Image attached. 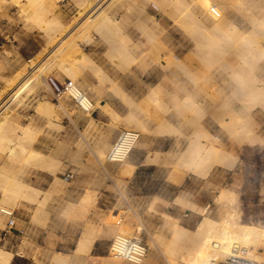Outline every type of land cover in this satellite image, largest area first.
<instances>
[{"label": "crops", "instance_id": "crops-1", "mask_svg": "<svg viewBox=\"0 0 264 264\" xmlns=\"http://www.w3.org/2000/svg\"><path fill=\"white\" fill-rule=\"evenodd\" d=\"M244 1V10H250L257 19L250 17L252 13L241 7L237 8L244 15L237 13L236 7H229L223 13L224 25L228 24L222 28L214 26L199 9L195 10L199 14L194 11L196 24L193 19L190 24L197 27L199 22L204 23L198 25V28L206 26L205 29L200 27L207 33L203 32L204 39L197 33L200 28H186L188 22H176L169 13L166 15V11H161L149 0H112L104 13L98 16L102 21L94 22L93 19L86 23L77 33L76 42L70 45L77 51L71 61L76 71V80L72 83L81 91L85 88L88 93L83 92L91 95L88 96L95 109L93 114L81 108H65L66 113L60 123L46 114L48 120L45 119V123L36 124L32 117L24 123L26 120L18 112V107L27 97L35 95L25 91L22 81L12 86L10 80L15 76L3 78L0 116L10 115L5 134L16 140L26 127H40L43 133L36 140L34 149L24 155L28 160L22 161L21 155L10 156V150H0V264H102L105 258H117L115 253L108 256L113 238L137 235L144 230L141 221L134 222L129 215L119 217L121 209H125L120 206V198L138 216L137 219L149 220L147 214L152 206L165 213H176L175 200L178 203L179 200H187L202 212L200 204L180 195L184 184H189L191 191L197 187V181L189 176L181 182L175 176L179 168L185 174H194V170L199 172L197 164H192L191 160L207 157L205 151L199 156L193 151L190 137L192 122L194 125L200 120L209 133L208 141L229 142V135L218 127L225 128L224 122L228 124L230 109L239 112L249 103L252 110L255 104L246 100L252 91L249 87L254 85L245 77L255 71L259 73H256L257 79L264 78V71L260 72L261 68L264 70L261 67L264 66L261 61L264 54L260 53V49L264 51V19H261L263 23L260 21L264 15V7L261 6L264 0H247L249 5ZM149 4L157 7L156 14L150 13ZM79 11L78 7L75 15L78 16ZM87 16L88 13L83 15L78 23ZM197 19L201 20L198 22ZM70 20L65 18L67 22ZM261 23L263 26L260 28ZM252 28L261 30L256 33ZM234 31L237 34H231ZM258 33L262 40H258ZM95 36L110 47L104 50L101 44L87 52L83 45L94 42ZM242 36L252 41L256 38L254 42L259 45ZM245 40L247 44L255 45L248 44L255 49L253 52L243 43ZM70 47L66 50L69 51ZM154 48L164 58L167 57L164 54L166 49L174 52L178 67L175 65L172 70H162L150 55ZM50 53L41 59V63ZM50 63L51 60L46 62L47 65ZM250 64L253 69L248 67ZM253 74L251 79H255ZM243 78L245 84L251 86L245 85ZM60 79L70 80V77L64 74ZM158 88L163 91H158ZM21 90L24 94L12 102L16 96L11 97ZM65 97L72 99L69 92ZM14 103L17 106H13ZM199 110L205 112L197 118ZM43 124L47 126L44 130ZM53 126L62 128L57 131ZM123 129L139 132V142L124 162L110 161V146ZM37 153L41 155L40 159ZM49 157L59 158L64 166L63 172L59 173L62 181L53 187V175L46 170ZM69 172L74 173V178L65 177ZM26 184L36 190L32 201L20 198ZM17 200L20 204L15 207ZM6 208L10 211L8 214ZM11 216L12 228L8 224L10 220H7ZM151 216L155 220L159 218L154 212ZM104 217L109 218V223H103ZM187 223L191 225L194 220L190 218ZM7 255L8 261L5 260Z\"/></svg>", "mask_w": 264, "mask_h": 264}, {"label": "bare ground", "instance_id": "bare-ground-1", "mask_svg": "<svg viewBox=\"0 0 264 264\" xmlns=\"http://www.w3.org/2000/svg\"><path fill=\"white\" fill-rule=\"evenodd\" d=\"M75 1L77 3L78 7L80 8V11L78 13V16L74 15L73 18H71V20L69 22H67V21H65L63 13L59 9L60 0H0V10L5 8L6 6H17L19 8L20 12L23 15L24 14L26 15L29 23L33 24L35 27H38L39 29H42V31H44V33L47 36V38H46L47 39V43H46L47 46H45V49H43V51L38 56H36L35 59L30 60L29 63H26V64L24 63L22 65V68H20L21 69L20 72H18V74L15 75L13 80H10V83L13 86V85H15V83L22 81V87L25 86V91H27L28 93H31L35 96L41 97V99H39V101H38V109L41 112H43L44 114L48 115L49 118H56L58 120H59L60 116H58L57 111L55 109V108H57V106L54 107L53 103H51L48 99H46V97H43L42 92H43V90L45 91V89L46 90L51 89V86L49 85L48 79L52 75H54L60 79V75L65 74V75L70 77L71 81L74 82L76 80V77H75L76 71L73 69V67L71 65V61H73L74 56H75L73 54L76 53L77 51L74 49L72 50L71 47H73V45L71 47H70V45L76 42L77 33L84 27V25L86 23H88L89 21H91L93 19H94V22L102 21V20H100V18H98V16L100 14L104 13L106 7L110 4V2L112 0H75ZM219 1H221V2H219ZM252 1H249V2H252ZM149 2L154 3L156 6L159 7V9L161 11H166L167 12V13L165 12L166 15H168V13H169V16L172 17L176 22L182 21V20L184 21V24H185V22H188L185 25L186 28H187V26L188 27L192 26V24H190V23H193L195 18H197V17H195V12L197 11V9L202 11L205 18L206 19L208 18L210 22H213L215 24L214 26L222 28L223 25L225 24L224 23L225 22L224 21L225 14L223 15L224 11L227 12L229 10L228 9L229 7H231L230 9H232V7L234 6V8L236 7L235 10L238 13L239 10L237 7H239V8L241 7L244 10L243 6H245L244 0H225L224 3H223V0H149ZM247 3H248V1H247ZM249 4L250 3H248L247 5H249ZM262 5L264 7V4L261 3V6ZM259 7H260V5L258 6V8ZM242 9H241L242 12H244L246 10L245 9L243 11ZM200 11H198V12H200ZM247 11H249V13H252V12H250V10H246L245 12H247ZM87 13L89 14V16H87V18H85L83 21L80 20L82 22L78 23L79 19L83 15H86ZM196 14H197V12H196ZM197 15H199V14H197ZM241 15H244V14L242 13ZM258 15H260V14L258 13ZM247 16H248V20H249V15L246 14V17ZM252 16H254V13H252V15L250 17H252ZM263 16L264 15H262V18H260V21H261V19H264ZM193 17H195V18L193 19ZM242 17H244V16H242ZM254 17H256V16H254ZM202 18L204 19V17H202ZM189 19H191L190 21H192V19H193V21L190 22ZM256 19H257V17H256ZM200 20L197 19L198 22ZM201 22H199V24ZM178 23H180V22H178ZM229 23L231 24V22H229ZM253 23H254V20H253ZM257 23H258V21H257ZM262 23L259 25L260 28H261V26H263ZM194 24H196V20H195ZM194 24L192 27L195 29L196 26L194 27ZM199 24H197L196 28H198ZM201 24L204 25V23H201ZM205 24H206V22H205ZM227 24H228V22H227ZM227 24H226V26H227ZM203 25H200V27L201 26L204 27ZM231 26L232 25H230V27ZM253 26H254V24H253ZM205 27L203 29H205ZM255 27H256V25H255ZM259 27L257 25V28H259ZM257 28H256V31H254V29H255L254 28L253 32L257 33L258 31L261 30V29L259 30ZM200 29L201 30H199V32L197 31V33L199 35L200 34L203 35V32H205V31H202L203 30L202 28H200ZM226 29H225V32H226ZM188 30H189V28L187 29V31ZM212 30H214V28ZM217 30H218V28H217ZM191 31H193V30H191ZM191 31L189 33H191ZM262 32L263 31H261V33ZM210 33H212V32H210ZM218 33H221V32H218ZM235 33H236V31H234V33H231V34H235ZM213 34L214 33H212V35ZM245 34L247 36V33H245ZM249 34H251V33H249ZM254 35L252 34V37H254ZM256 35H255V37H257ZM195 36H196V34H195ZM201 36H199V37H201ZM203 36L202 37L205 39V34ZM213 36L215 37V35H213ZM218 36H220V35H218ZM230 36H233V35H230ZM246 36L245 37L242 36L241 38H247L248 36L247 37ZM258 36H259V38L258 37L257 38L259 40L261 37L260 33H258ZM210 37L211 36H209V38ZM227 37H228V34H227ZM237 37H238V35H237ZM252 37H250V38H252ZM193 38H195V37H193ZM232 38H231V40H232ZM196 39H197V37H196ZM246 40L252 41V39H248V38ZM255 40H256V38H255ZM260 40H262V39H260ZM254 41H252V42H254ZM261 42H263V41H261ZM254 43L257 44V42H254ZM248 44H249V42H248ZM248 44H247V46H249V45L251 46L253 43L249 44V45ZM253 45H252V47H255V45L254 46ZM257 45H259V44H257ZM260 46H263V45L260 44ZM68 47H70L69 51L66 50ZM252 47H250V48H252ZM258 48L259 47H256V49H258ZM262 48H264V47H262ZM155 49L156 48H154V50ZM253 49L254 48L251 49L252 50L251 52H253L255 50V49L254 50ZM258 50H257V52H258ZM51 51H52V54L50 53ZM261 52L264 54V51L262 49H260V53ZM49 53L51 55L49 57H47V60H45L41 63V59L43 57H45L46 55H48ZM164 54L167 56L166 58H164L162 54L158 55L156 53V50L153 51V53L152 52L150 53V55L153 56V59L152 58L151 59L154 60L155 63L159 64L162 67V70L163 69L166 70V69H170V68H171L170 70H172L173 69L172 67L175 65L178 67V65L176 63V59H175L176 55L174 54V52H171L168 49H166V51H164ZM256 58H258V57H256ZM0 59H2V58H0ZM48 60H51V63L49 65L46 64V62ZM261 61H262V63H264V60H261ZM6 65L4 64L3 60L2 61L0 60V69L6 67ZM250 66H251V64L248 67H250ZM244 67H245V65H244ZM261 67H264V66H261ZM257 68H260V67H257ZM251 69H253L252 66H251ZM244 70H245V72L247 71L246 69H244ZM262 71H264V70H262V68H261L260 72H262ZM245 72H243V73H245ZM253 73L250 72V75L253 74V77L256 76V73L259 74L258 72L255 73V71H253ZM237 75H238V73H237ZM245 75H246V73H245ZM247 75L249 77L248 76L245 77L246 81L248 83L250 82L251 84L254 85V87H252V88L249 87L250 90H252L251 92L249 90V92H250L249 94L251 95L250 99H252V100L257 99L258 101H260L264 105V78L262 77L260 79L259 78L257 79V77H255V79H253V78L251 79L249 73ZM248 78H250V79H248ZM243 82H244V78H243ZM244 84H245V82H244ZM251 84H247V86H249V85L251 86ZM255 84H256V86H255ZM245 88H247V87L245 86ZM155 89H156V87H155ZM160 90L161 89L158 88V91H160ZM79 91L80 90L73 85V88H71L69 91L71 98H73V95L77 96ZM161 91H163V90H161ZM154 92H155V90H154ZM160 92H159V94H160ZM47 93H48V91H47ZM84 96H85V98H84L83 104H84V107L86 108V113H92L93 114L95 109L93 107V103L91 101V98L86 93H84ZM1 97H2V95L0 94V100H1ZM167 98H168V96H167ZM243 101L244 100H242V103L245 104L244 103L245 101L244 102ZM168 102H170V101H168ZM229 107H230V104H229ZM245 108L246 109H244L242 107V111L240 109L239 112L233 110V108L230 109V111H231L230 115L232 116V119H235V122H237L238 124L243 123V121L245 119H250V118L254 119L253 115L251 114L250 109L248 107H245ZM203 111L199 110V112L197 114V118L199 117V114L202 113ZM71 114H72V112H71ZM9 117H10V115H8V114L5 117L0 116V150H10V153H11L10 156L21 155L22 161L28 160V158H24V155H28L29 154L28 152L32 151L34 149L35 141H36L37 137L41 134L42 131H41V129H39L37 127H29V128L26 127L23 130L22 135L17 137L16 140H13L5 134V133H7V128H8L7 123L9 121L8 120ZM194 123H195V121H194ZM191 126H192V132H191L190 137L193 140L192 144H193V149L195 150V152H201L203 150L210 148V150L212 151V153L214 155L222 157L221 160H223L225 162L227 161L230 163L235 162V160L237 159V156L234 155L231 150L230 151L226 150L225 147L219 149L218 147H214V146L209 145V143H208L209 133L206 130V128H204L203 125H201L200 120H197V122L194 125L192 122ZM231 126H232V124L229 121L227 124V127H231ZM126 131L129 132L130 137L128 140H126L124 143L121 144L120 148L116 151V155L114 158V159H117L118 160L117 162H119V163L124 162L123 160L128 157L130 151L139 142V138H140L139 132H136L133 130H126ZM235 138H237V137L235 136ZM246 139H248V141ZM245 140L247 142H251V143L252 142L255 143L257 141L260 142L259 141L260 140L259 135H257L253 130H247V132L245 133V136L241 138L240 144L242 145L243 142H246ZM262 142H263V140H262ZM112 148H113V146H112ZM99 154L101 156L103 155L102 152H99ZM40 156L41 155L39 153H37L38 159H40ZM108 157H109V154H108ZM9 160H11L10 157H9ZM47 163L49 166L46 167V170L49 171L53 175V178H54V182L52 183V187H53L55 184H59L60 181H62V179H60V177H59V173L63 172L64 166L62 164V161L59 158L55 159V157H49ZM231 167L232 166H230V168ZM194 172H195V170H194ZM206 173L207 172H205L204 175H207ZM197 174H199V173H197ZM186 175H187V173L185 174V172H183V170H177V174L175 176H176V179L178 181L183 182L185 177H187ZM116 179H118V178H116ZM117 184H118V182H117ZM35 191L36 190L33 189V187H31L30 184H26L23 186V189L21 192L22 194H20V195H22V197L20 196V198H24L28 201H32V199L34 198ZM18 202L19 201L17 200L15 207H17L18 204H20ZM214 204L217 207L218 219L213 220L212 218H210L208 216L210 214V212L208 211L209 206H207V208H205V207H201L199 205L200 208L202 209V213L204 214V219L202 222L199 223L198 227L194 230H190V229H187V228L181 226L179 219L173 220V218L171 216H168L165 214V224H166V226H169L172 229L173 238H174V241L170 242L169 244H166L164 242L165 240H162L163 241L162 246H164L162 254L165 257L168 264H221V263H224L227 261L228 256L233 253V249L235 247L240 249L241 254L245 255L247 258L254 260V261H257L260 264H264V226H262V225H251V224H246V223L242 222V213H241L242 211H241V208L239 207L237 193H235L231 190L225 189V190L221 191L220 195L214 201ZM6 209H7L6 214H8V212H10V211H8V208H6ZM12 216L9 217V220L12 218ZM104 218L105 219L102 218L103 223H105V224L109 223V218L108 217H104ZM82 242H84V241H82ZM82 245L84 246V243ZM82 245L80 247L83 249L84 247ZM85 249H86V247H85ZM111 250H112L111 253L114 254V247H111ZM84 251H86V250H84ZM8 259H9V255H7L5 257L6 261H8ZM119 259L120 258H118V257L117 258L108 257V258H105V261L102 264H116V263H119ZM144 261L145 260H143L140 264H143ZM150 263H152V262H150V258L147 257L145 264H150Z\"/></svg>", "mask_w": 264, "mask_h": 264}, {"label": "rangeland", "instance_id": "rangeland-1", "mask_svg": "<svg viewBox=\"0 0 264 264\" xmlns=\"http://www.w3.org/2000/svg\"><path fill=\"white\" fill-rule=\"evenodd\" d=\"M59 4V9L66 19L70 20L78 11V5L75 0H60ZM148 8L150 13L156 14L158 11L153 4H149ZM136 32L140 31L137 30ZM96 37L99 38L95 36L94 42L84 43L83 48L87 52L96 49L101 44H103L102 47L104 50H106L108 46L110 47L106 41L97 39ZM46 38L47 36L44 31L29 23L26 15H23L17 6H6L0 10V58H2L0 60H3L5 65L8 63V66L6 65V67L0 69V86L4 81L3 78L10 79L17 75L24 63H29L30 60L35 59V57L45 49V46H47ZM53 77L57 78L54 75ZM57 79L61 82L65 81V79ZM82 91H85V88H82ZM16 94L17 93L11 97L12 99L16 96L12 102L18 98L20 94H24V92L21 90L17 95ZM88 95L91 97L90 94ZM42 96L53 103L54 107L57 106L55 109L60 117L59 120L56 118L53 119L59 123L66 113L65 108L72 110L80 109L70 98L64 96L62 99L58 100L52 89L43 90ZM248 96L246 100L255 103L252 110H250L254 119H245L243 123L238 124L235 122V119H232V116H230L229 121L232 124L231 127H227L225 122L222 124L225 128H221V126L218 127L222 132L229 135V142L225 143L216 139L215 141H208L210 146L218 147L219 149L225 147L226 150H231L233 154L237 156L235 162L230 163L221 160L222 157L214 155L210 148L201 152H195L193 149L197 156L205 151L207 157L204 159L197 157L191 160L192 164H197L199 172H194V174L191 175L187 174V177L191 176L192 179H195L197 181V187L195 189L192 188L190 191L188 188L189 184H184L180 195L188 197L190 200L200 204L201 207L207 208V206L211 205L208 210L210 214L208 213L209 215H207L213 220H216L218 216L214 201L220 195L221 191L225 189L231 190L238 195V203L242 211V222L264 226V105L257 99H250V94ZM39 99H41L40 96H29L24 100V103L21 102V106L18 107V112L24 116L23 119L26 120L24 123L29 122L30 117L34 119L36 124L45 123V119L48 120V117L38 109ZM61 102L63 103L62 106ZM13 106H17L16 103H14ZM250 106L249 103H246V107L250 109ZM41 127H43L44 130L47 126L43 124ZM53 127L50 128L57 131H60L62 128L61 126L60 128L56 126ZM247 130H253L259 135L260 142L251 143L247 142L248 139H246L247 141L245 140L246 142H243L241 145V138L245 136ZM235 136L238 139L235 138ZM110 147H112V145ZM230 166L233 168H230ZM178 170L183 169L179 168ZM204 171L207 172V175H204ZM120 206L121 208H125L121 209V213H123L124 216L129 215L133 218L134 222H142L144 226L142 238L147 245V257L150 258V262H152L150 264H168L162 254L164 247L162 246V240H165L164 242L169 244L174 241V238L172 229L164 223L165 214L178 217L181 225L190 230L196 229L199 223L204 219V214L199 211V208H194L193 204L189 203L187 200H179V203L175 200L173 206L176 213H165L152 206L147 214L150 218L149 220H145L143 217L137 219L138 216L136 217L133 211L125 206L121 198ZM131 206L134 210H138L135 206ZM151 212L158 214L159 218L157 220L152 219ZM185 214H188V216ZM190 218L194 220V223L191 225L187 223V220ZM7 220H9V218ZM137 227L139 228L138 225ZM111 237L113 238V236ZM110 255L114 256L111 250L110 253H108V256ZM121 261L123 264H134L121 259H119L118 264H120ZM145 261L143 264H145Z\"/></svg>", "mask_w": 264, "mask_h": 264}, {"label": "built area", "instance_id": "built-area-1", "mask_svg": "<svg viewBox=\"0 0 264 264\" xmlns=\"http://www.w3.org/2000/svg\"><path fill=\"white\" fill-rule=\"evenodd\" d=\"M49 85L51 89L56 95V98L60 100L62 97L65 96L67 92L73 88V83L71 80L66 79L64 82L59 81L57 78L51 76L48 79ZM84 93L83 91H79L77 96L73 95L72 100L75 104L83 109L86 112V108L84 107ZM129 132L125 129L120 131L113 144V148L109 153V160L110 161H118L115 158L116 151L120 148L121 144L124 143L126 140L129 139ZM67 179L74 178V173L69 172L65 175ZM211 205L209 206V208ZM124 214L120 213L119 217H123ZM9 226L12 228L14 226V222L12 220L9 221ZM111 247H114V253L124 261L140 264L145 258L147 257V245L145 244L142 233H138L137 235H119L112 240ZM221 264H260L257 261L251 260L247 258L245 255L241 254L240 249L234 248L233 253L228 256L227 261Z\"/></svg>", "mask_w": 264, "mask_h": 264}, {"label": "clouds", "instance_id": "clouds-1", "mask_svg": "<svg viewBox=\"0 0 264 264\" xmlns=\"http://www.w3.org/2000/svg\"><path fill=\"white\" fill-rule=\"evenodd\" d=\"M243 43L247 44V41H243Z\"/></svg>", "mask_w": 264, "mask_h": 264}]
</instances>
